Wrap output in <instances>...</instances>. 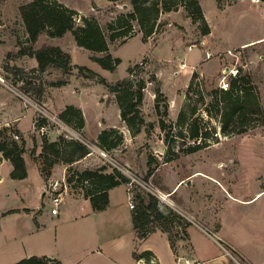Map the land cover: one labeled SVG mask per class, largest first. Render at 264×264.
<instances>
[{
    "label": "rangeland",
    "instance_id": "obj_1",
    "mask_svg": "<svg viewBox=\"0 0 264 264\" xmlns=\"http://www.w3.org/2000/svg\"><path fill=\"white\" fill-rule=\"evenodd\" d=\"M32 1L34 0H0V76L4 80V83H0V128L11 130L9 136L19 134L20 139L17 142L20 144L23 139L26 140L27 152L24 158L30 173L28 181L20 183L9 177L10 167H2L1 173L6 179L0 183V264H15L28 258V255H56L57 250L60 255H78L84 264H90L98 257H105V263L96 264H110V254L122 255L121 257L128 261L126 264H137L132 254L135 249L128 247L126 251L125 245L122 244L126 237L130 239V234L134 237L133 211L129 208L126 187L120 186L114 190L112 208L107 213L93 217V214L88 212L90 201L72 196L83 195V192L80 189L75 191L68 185L67 176L73 175V172L69 174L68 167L63 164L56 165L49 180H46L50 199H45L46 209L44 216L39 220L41 227L36 224V213L16 212L1 216L2 211L7 209L42 208V186L45 182L35 171V164L41 170L43 165L39 155L43 138L56 140L59 135L55 131L61 127L59 122L56 123L51 118L56 116L61 120V110H65L69 104L76 107L77 102L86 105L90 113L87 131L80 132L69 126V133L61 132L68 135L69 139L86 143L92 155L86 163L78 166L74 164L73 170H95L99 165L109 167V171L116 168L133 182L131 186L128 184L130 190L134 189V185H138L157 196L158 193L166 195L163 192L166 185L172 186L179 178L190 176L178 194L171 198L180 203L178 198L188 195L191 198L189 203L191 202L194 209L207 215L210 235L221 224L224 234L233 241L231 244L251 264H264V124H260L264 117L255 120L256 125L249 127L246 133L229 136L222 132L220 121L213 118L208 126L216 129V139L211 140L209 146L203 150L187 155L181 152L177 145H167L166 135L160 129L159 117L152 99L156 96V89L160 88L168 99L169 112L171 98L173 115L178 110L181 111L188 102L186 87L191 68L197 65L201 69L197 71L200 74L197 82L202 83L200 89L204 92L220 88L224 77V83L230 82L231 77H234L233 73L238 75L239 70L243 74H249L264 110V0H182L177 14L161 16L156 34L147 42L143 41L142 34L135 25L130 35L132 37L117 40L110 45V53L121 60L115 72L104 70L98 63L93 62V54L78 46L71 33L62 38L43 34L35 44H31L27 40L20 7ZM49 1H57L75 10L78 13V25H82L84 17L97 19L107 34L109 23L132 11L130 0ZM43 46L60 47L72 56L75 70L68 77L66 86L53 85L63 78L61 72L48 69L41 73L35 58L19 54L24 48L32 47L34 51H38ZM208 53L212 55L209 59L206 57ZM95 55L104 56L102 53ZM141 63L144 66L137 70L138 77L129 74L130 67L136 68V65ZM183 63L188 69L180 71ZM81 66L88 67L110 84H117L127 78L154 80V85L144 94L146 102L141 106L146 122L141 135L134 141L129 138V143L124 136L122 145L111 152L105 151V157L91 139L98 118L97 110L101 109L108 118L117 121L115 114L119 105L116 95L109 93L97 78L92 79L87 77V73L79 72L77 67ZM15 69L20 71L16 72ZM29 84L34 88L26 91L24 87ZM206 100H209L208 96ZM91 102H94V106ZM204 108L205 105L199 106L197 116L206 122L211 118ZM11 115L20 117L19 128L24 135L17 129V125H14L15 122H10ZM168 119L170 124L176 122L174 117ZM40 120H46L45 135L34 128L33 122L38 123ZM176 142L181 143L179 139ZM192 144L195 143L189 140L185 147ZM33 148H36V153L30 155ZM164 150L166 159L175 158V161L167 165L161 162L157 156H161L160 153ZM149 156L155 158L157 170L156 176L146 182ZM54 183H58L60 191L66 189V186L69 188V194L64 193V202L58 207L60 214L57 217L51 213L54 204L49 185ZM31 185L37 191L29 196L26 202L19 203L20 200L13 199L15 189L22 190L25 194V191L30 192ZM161 202L180 215L182 223L188 222L174 209L168 198ZM166 207H162L163 210H166ZM106 220L114 223L112 233L108 229L106 235H102L103 238L96 242L92 238L91 227L93 223L101 224ZM173 226L172 237L175 248H178V240L181 237L177 235L179 229L176 225ZM179 233L183 235L181 230ZM122 234L125 236H121ZM145 241L138 246V253L144 252ZM151 242L155 244V249L160 250L165 248L167 240H162L157 235ZM230 252L233 255L234 252ZM138 262L159 264L154 257ZM166 264L174 262L167 259Z\"/></svg>",
    "mask_w": 264,
    "mask_h": 264
},
{
    "label": "trees",
    "instance_id": "obj_2",
    "mask_svg": "<svg viewBox=\"0 0 264 264\" xmlns=\"http://www.w3.org/2000/svg\"><path fill=\"white\" fill-rule=\"evenodd\" d=\"M132 11L122 14L115 21L107 26V32L100 26L95 18H82V25H78L76 18L78 13L71 10L57 1L34 0L23 4L20 7V15L24 22L28 41L35 44L43 34L52 38H62L71 33L78 46L90 51L93 62L98 63L104 70L115 72L121 60L115 58L110 53V45L117 40L128 38L134 31L135 25L139 28L144 42L156 34L159 20L162 15L178 12L182 5V0H130ZM132 37V36H130ZM125 41V40H124ZM126 42V41H125ZM124 42V43H125ZM102 53L103 57H97L95 54ZM21 56H30L38 62V70L44 73L48 69L56 70L62 73L63 78L59 79L54 86L62 87L68 84V77L74 73L75 66L72 64V56L60 47L43 46L40 50L34 51L32 47L22 49ZM136 68L130 67L129 74L138 77ZM79 72L87 73L89 78H97L103 84L109 93L116 95L117 103L121 112V119L127 125L132 136L138 135L146 125L144 115L141 110L145 95L141 92L145 81L142 79L122 80L117 84L108 83L103 77L85 66L77 67ZM142 69V68H141ZM140 69V70H141ZM18 72L20 70L15 69ZM200 74L194 72L186 90L187 103L179 112L176 122L168 123L169 104L168 99L161 92L160 88L155 91V111L159 117V126L166 135L169 146L175 144L180 151L190 155L209 146L211 140H215L216 129L208 126L209 122L216 118L221 123L222 132L226 135H242L256 125L255 120L264 117V110L260 103L259 95L255 86L252 85V78L249 74L241 73L236 77H231L229 89L227 91L221 88H213L210 92H204L200 88L202 83L197 82ZM154 81V80H153ZM34 88L32 84L26 85L24 89L29 91ZM41 92V91H40ZM39 92V93H40ZM40 96V94H39ZM209 97V100L207 99ZM162 105V106H161ZM205 105L204 111L211 118L204 122L197 116L199 106ZM163 108V109H162ZM60 119L75 128L77 131L83 129L85 120L82 111L73 106H67L60 114ZM46 120L36 122V129L45 126ZM260 124H264L262 121ZM8 128H0V163L7 160L13 166L10 177L13 180H24L28 177V170L24 154L27 152L26 140L21 144L14 140L8 133ZM181 143H177L176 140ZM191 140V146L185 147V143ZM124 142L123 134L117 129L102 131L97 139L96 145L106 152L117 149ZM179 151V153H180ZM30 155L36 153L33 148ZM91 153L86 143L69 139L59 135L56 140L49 141L43 138V144L39 158L42 159L41 174L45 181L49 180L52 170L58 164L68 167V172L73 175L67 176L68 185L74 189L82 190L86 199H89L94 211H104L109 205V191L120 185H128L131 180L122 174L118 169L109 171V167L102 166L95 170L76 171L72 166L87 157ZM175 158H168L165 161H172ZM37 161V160H36ZM153 156H149L147 163L148 172L145 181L156 176L157 166ZM133 226L136 233L135 250L133 258L135 260L150 259L152 252L145 251L138 253V246L145 241L151 234L161 231L169 235L171 246L175 249V243L172 237L173 225H176L187 238L186 228L189 222L182 223L180 215L163 206L159 197L138 185L133 186ZM10 211L5 215L15 213ZM181 222V224H180ZM177 232V235H181ZM15 264H62L61 261L48 256H31Z\"/></svg>",
    "mask_w": 264,
    "mask_h": 264
},
{
    "label": "crops",
    "instance_id": "obj_3",
    "mask_svg": "<svg viewBox=\"0 0 264 264\" xmlns=\"http://www.w3.org/2000/svg\"><path fill=\"white\" fill-rule=\"evenodd\" d=\"M125 7H127V6H125ZM172 13L177 14L178 12L177 13L171 12V13H167L165 15L168 16V15H171ZM195 66L197 67V71L201 70V69H199V67L197 65H195ZM191 76H192V72H190L189 83L191 80ZM189 83H188V85H189ZM188 85H187V87H188ZM187 87H186V89H187ZM146 99L149 100L148 97ZM152 99H153V105H154V109H155V101H154L155 97L154 98L152 97ZM144 101H145V99H144ZM91 103L94 106V102H91ZM69 105H71V104H69ZM76 105H77L76 107H78L82 111L83 116H84V120H85V125H84L82 130L87 131V129L89 127L88 114L90 115V113L88 112V108L86 107V105L84 106L80 102H77ZM95 105H96V110H97L98 109L97 100L95 102ZM73 106H75V105H73ZM172 109H173V99L171 98L170 99L169 117H171L172 119L174 117V119L177 120L180 111L178 110V112H175L174 113L175 115H173ZM141 110H142V108H141ZM61 111H64V110L62 109ZM116 111L117 112H116L115 116L117 118V121L116 120L114 121V120L108 118V116H106V113H103L101 111V109L97 110V117L98 118H97V122H95V124H94V127H95L94 133H93V135H91L92 136L91 139L94 140L95 143L97 142L98 136L102 131L109 130L112 128L119 129L120 132L123 134V136H125V140L127 142L129 141L128 140L129 138H132L133 139L132 141H134V140H137L138 137L141 135V133H139L138 135H135L132 137L127 125L121 119L120 108H118ZM10 118H12V120L10 122L11 123L15 122L16 124H14V125H17V129L22 133V135H24L23 132L19 128L20 117H15L14 115H11ZM33 124H34V122H33ZM167 145H166V148L168 147ZM165 153H166V151L164 150L163 152L160 153L161 156H157L161 162H163L167 165L168 163L170 164L173 161H175V159L172 161H165L166 160V156H165L166 154ZM91 155H92V153H90L84 159L76 162L75 166L86 163V161L91 157ZM1 157H2V155L0 154V158ZM25 161H27V160L25 159ZM3 166L10 167L9 177H10V174L13 170V166L11 165V163L7 160H3L0 164V183L6 179V177L4 175H2V173H1ZM35 167H36L35 171L38 173V176H40L41 179L44 180V182H45L42 186V194H43V198H44L42 208L33 209V208H28V207H18L16 209H7V210L2 211L1 216H3V217L7 216L5 214L10 212V211L26 212V213H31V214L36 213L35 214L36 215V218H35L36 224L38 227H41L39 220H40V217L44 216V211L46 209L45 199H46V197L49 196V193L46 189L47 182L45 181L43 175L41 174L39 167L36 164H35ZM100 167H102V165L97 166V168H100ZM84 169H87V168H84ZM27 170H28V177L24 180H18L20 183H25L26 181H28V178L30 176L28 167H27ZM90 170H92V169H90ZM189 177L186 176V177L179 178L177 180V182L174 183L172 186H169V185L165 186L163 184V188L165 186L163 192L168 197V200L170 201V203H172V206L174 207V209H176L179 213H181V215H183V217H185L189 222V226L186 228V234L188 237L185 238L184 234L179 235L181 238L178 240V246H177L178 248L173 249L171 246V242L169 240V235L167 233L157 231L156 233L151 234L148 237V239L144 242L145 245L143 244L144 245L143 251L145 252V250H146V251L152 252L153 257L156 258V260L159 262V264H166L167 259L169 261L174 262V264H178L179 262H185V264H190V262H192L193 264H251L250 261H248V259L236 247H234L233 244H231L232 240L229 238V236L224 234L223 227L221 224L218 228H216V231H212L213 233L215 232L216 236L209 234V232H211V230H210L211 228H210V226H208L209 223H208L207 215L198 209H194V207L191 205V202L189 203L190 197L188 195H187V197H179L178 199H179L180 203L175 202L171 198V197L178 194V192L185 185V183L189 179ZM50 181H51V179H50ZM120 186L126 187V190L128 192V198L130 201L132 192L130 193L131 190L129 189V185H120ZM120 186H118L116 188H119ZM30 187H31L30 192L25 191V194L23 193L22 190L15 189L13 199L15 201L20 200L19 203L20 202L21 203L26 202V200L29 198V196H32L35 193V191H37V189L33 185H31ZM116 188L111 189L109 191V205H108L106 210L98 212V211L93 210L92 205L90 206V210L88 209V212H91V215L93 214L92 215L93 217H98L97 215H99V214L107 213L112 208L113 193H114V190ZM64 193L69 194L68 186H66ZM72 196L76 197L79 200L83 199V198L86 199L81 194H76V195H72ZM24 198H25V200H24ZM48 199H50V197H48ZM87 200L90 201L89 199H87ZM63 202H64V198H63ZM90 204H91V202H90ZM162 204L166 207V205L163 202H162ZM129 208H130V205H129ZM130 210L132 211L131 208H130ZM59 214H60V212H59ZM58 215H52V216L57 217ZM113 224L114 223L112 221H107V220L101 224L93 223V225L91 227L92 238L94 240H96V242L99 241L101 238H103V237H101L102 235H106V231H108V229H110V232L113 230V226H114ZM133 230H134V226H133ZM0 231H1V225H0ZM157 235H159L162 240H164V238L167 240V242L165 243V248H162L160 250L155 249L154 248L155 244L151 242L152 239L154 238V236H157ZM121 236H125V235L122 234ZM135 237H136V233L134 230V237H133V234H130V239H129V237L128 238L126 237V239L124 240V243H122L123 245H125L126 251H127L128 247H129V249H130V247H131V249H133V248L135 249ZM226 239H228L230 242H228ZM231 250L234 252L233 255L230 252ZM102 252H100V254H103ZM40 255L58 259L59 261H61L62 264H84L85 263L83 260H80L78 255L77 256L72 255L71 257L69 255H60L58 250H57L56 255L53 253H51V254H49V253L48 254H40ZM40 255H38V256H40ZM31 256L32 255H28V257H31ZM121 256L117 255V254H113V255L110 254L109 255V257L111 259L110 264H124V263L126 264V263H128L127 259L123 258ZM105 259H106L105 257H103V258L98 257L97 259H94V261L91 262L90 264H96L97 262L105 263L104 262ZM136 263L139 264L138 261H136Z\"/></svg>",
    "mask_w": 264,
    "mask_h": 264
},
{
    "label": "built area",
    "instance_id": "obj_4",
    "mask_svg": "<svg viewBox=\"0 0 264 264\" xmlns=\"http://www.w3.org/2000/svg\"><path fill=\"white\" fill-rule=\"evenodd\" d=\"M206 57H207V59H209V58L212 57V55L208 53ZM139 66L140 67L141 66H144V64L141 63ZM187 69H188V67H187L186 64H184V63L181 64L180 71H185ZM191 72H192V75H193L194 72H197V67L196 66H193L191 68ZM233 75H234V77L237 76L236 73H233ZM225 81H226V77H224L222 79V82L220 83V88L222 90H224V91H227L229 89V82L224 83ZM0 83H4V80L2 79L1 76H0ZM153 85H154V82L153 81H151V80L145 81L144 86L141 88V92L144 93V94L147 93V92H149L150 87H152ZM51 119H52V121H54L56 123L59 122V125L61 127V128H58L57 131H55V133L57 135H63L64 137L68 138V135L64 134V132L62 133L61 131H66V132L69 133V126L67 124L63 123L61 120H59L56 116H53ZM61 123H62V126H61ZM35 127H36V122H34V128ZM39 130H40V132H41L42 135H45V133H47L46 132L47 129H46L45 126L41 127V129H39ZM12 137L16 141H18L20 139V136L17 133L12 134ZM101 155L103 157H105L106 156L105 151L101 150ZM133 181H135V180H133ZM129 185L130 186L133 185V182L131 181V183ZM49 188H51V191H52V202L54 204V207L52 208L51 213H52V215H58L59 214L58 207L63 202V195H64V192H65V189H62L60 191L61 188H59L58 183H54L52 185H49ZM158 197H159V199H161V201H165L166 198H168L166 195H165V197L162 196V193H158ZM130 208L131 209H134L133 194L132 193H131V199H130ZM212 235L213 236H216V234L213 233V232H212Z\"/></svg>",
    "mask_w": 264,
    "mask_h": 264
},
{
    "label": "bare ground",
    "instance_id": "obj_5",
    "mask_svg": "<svg viewBox=\"0 0 264 264\" xmlns=\"http://www.w3.org/2000/svg\"><path fill=\"white\" fill-rule=\"evenodd\" d=\"M162 196H164L165 197V195L162 193ZM167 199V198H166Z\"/></svg>",
    "mask_w": 264,
    "mask_h": 264
}]
</instances>
